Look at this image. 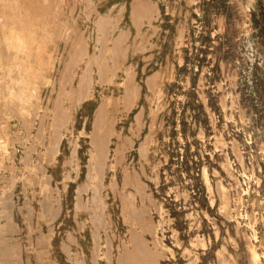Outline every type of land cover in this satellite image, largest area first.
Instances as JSON below:
<instances>
[{
	"label": "rangeland",
	"instance_id": "obj_1",
	"mask_svg": "<svg viewBox=\"0 0 264 264\" xmlns=\"http://www.w3.org/2000/svg\"><path fill=\"white\" fill-rule=\"evenodd\" d=\"M0 264H264V0H0Z\"/></svg>",
	"mask_w": 264,
	"mask_h": 264
},
{
	"label": "bare ground",
	"instance_id": "obj_2",
	"mask_svg": "<svg viewBox=\"0 0 264 264\" xmlns=\"http://www.w3.org/2000/svg\"><path fill=\"white\" fill-rule=\"evenodd\" d=\"M101 21V20H100ZM104 24V23H103ZM99 25H101V24H99ZM183 35V34H182ZM7 83V82H6ZM10 90H12V88H9ZM19 95V94H18ZM29 97H31V93H25V91L23 92V94L20 96V98L21 99H23V100H25V102L27 103V104H29L30 103V98ZM17 98V97H16ZM25 111H26V108H25ZM96 143V142H95ZM96 145V144H95ZM97 146V145H96ZM251 255L252 256H254L255 257V255H256V253L254 252V250L253 249H251ZM254 259H256V258H254Z\"/></svg>",
	"mask_w": 264,
	"mask_h": 264
}]
</instances>
